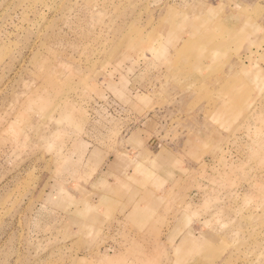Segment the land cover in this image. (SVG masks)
<instances>
[{"label":"rangeland","instance_id":"rangeland-1","mask_svg":"<svg viewBox=\"0 0 264 264\" xmlns=\"http://www.w3.org/2000/svg\"><path fill=\"white\" fill-rule=\"evenodd\" d=\"M0 264H264V0H0Z\"/></svg>","mask_w":264,"mask_h":264}]
</instances>
